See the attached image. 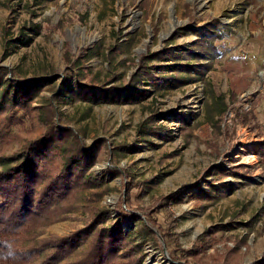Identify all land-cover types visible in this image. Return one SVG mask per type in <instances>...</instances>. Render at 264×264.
Masks as SVG:
<instances>
[{
	"label": "rangeland",
	"instance_id": "obj_1",
	"mask_svg": "<svg viewBox=\"0 0 264 264\" xmlns=\"http://www.w3.org/2000/svg\"><path fill=\"white\" fill-rule=\"evenodd\" d=\"M212 19L222 36L213 43L216 51L199 61L208 67L193 81L160 89L146 82L148 96L131 104H94L72 92L57 102L60 126L77 130L87 145L104 140L91 168L95 174L105 173L111 187L100 205L113 207L125 190V177L109 174V166L123 169L136 182L122 205L138 212L181 185L204 187L217 163L242 167L224 178L229 187L216 201L189 197L156 211L165 233H157V241L140 235L139 223L125 220V229H135L143 243L142 264H214L211 255L223 254L238 239L243 242L239 264L255 262L264 251V158L258 157L264 148V0H0V66L8 68V77L53 76L33 106L51 97L53 84L61 85L65 76L104 83L114 75L122 82L135 72L133 59L140 53L174 49L177 55L171 60L148 59L154 74L155 65L198 62L178 50L190 46L196 28ZM125 41L126 46L119 47ZM111 46L114 52L108 51ZM87 47H97L85 60L89 69L77 62L75 70L68 69ZM6 113H0V129ZM181 113L189 116L186 124L177 118ZM142 123L153 131L142 134ZM43 130L36 114H25L20 124L11 125L17 140L4 152ZM121 144L125 150L113 148ZM88 221L89 209L82 200L64 220L44 227L40 238L67 235ZM229 221L244 224L216 233L218 243L206 248L200 259L184 257L179 250L182 261L170 259L177 245L187 249L205 229Z\"/></svg>",
	"mask_w": 264,
	"mask_h": 264
},
{
	"label": "trees",
	"instance_id": "obj_2",
	"mask_svg": "<svg viewBox=\"0 0 264 264\" xmlns=\"http://www.w3.org/2000/svg\"><path fill=\"white\" fill-rule=\"evenodd\" d=\"M215 22L216 19H212L206 26L196 28L197 38L190 46L178 47V53L187 52L198 62L155 65L152 68L158 73L154 74L147 64L148 59L171 60L177 55L174 49L164 47L150 54L140 53L137 61L133 59L135 72L122 82H117L114 75L104 83L93 79L82 81L77 74L71 78L65 76L61 85L53 84L51 97L39 106L32 103L44 83L51 82L53 76L41 79L8 77V68L0 66V113L7 112L0 129V142L3 145L0 146V166H3L0 169V264H142L145 257L143 243L136 237L135 229H125V220L139 223L137 232L157 241V233H165L157 223L156 211L189 197L212 203L218 199L221 191L229 187L230 182L224 181V178L235 175L242 167L217 163L209 174L210 178L204 179V187L198 183L181 185L156 197L155 205L142 213L122 205L127 203L130 191L136 184L132 176L123 169L109 166L106 170L109 174L125 177V190L122 199L113 207L100 205L98 202L111 187L105 173L95 174L91 168L97 161V152L104 145V140L97 139L91 145L85 144L77 130L60 126L61 115L57 110V102L66 101L71 92L81 100L94 104H131L148 96L150 90L145 88L146 82L152 89H160L178 88L193 81L194 75L203 73L208 67V64L199 61L207 59L210 50L216 51L213 43L222 36ZM28 39L24 37L23 43H27ZM126 44L125 41L119 47ZM114 50V46L108 49L110 52ZM83 51L82 56L69 63L68 69L75 70V65L79 63L82 69H89L85 60L95 55L97 47H87ZM25 114H36L44 124L43 132L39 136L20 140L10 153L4 152L6 145L17 140L10 131L11 125L20 124ZM177 118L180 123L186 124L189 116L181 113ZM139 131L146 134L153 130L142 123ZM113 148L125 150L126 145ZM258 157L264 158V148ZM82 200L89 209V221L82 228L64 236L40 238L44 227L64 220ZM236 224L244 223L229 221L205 229L189 248L177 245L170 259L182 261V257L176 254L178 250L184 257L200 259L206 248L218 243L216 233H222ZM245 224L250 226L251 222ZM242 244V240L238 239L227 246L223 254L211 255L212 263L239 264ZM263 260L264 251L258 260L250 264Z\"/></svg>",
	"mask_w": 264,
	"mask_h": 264
}]
</instances>
